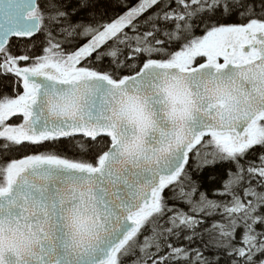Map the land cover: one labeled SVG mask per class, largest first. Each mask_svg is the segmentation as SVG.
Instances as JSON below:
<instances>
[{
  "label": "snow or ice",
  "instance_id": "obj_1",
  "mask_svg": "<svg viewBox=\"0 0 264 264\" xmlns=\"http://www.w3.org/2000/svg\"><path fill=\"white\" fill-rule=\"evenodd\" d=\"M0 264H264V0H0Z\"/></svg>",
  "mask_w": 264,
  "mask_h": 264
},
{
  "label": "trees",
  "instance_id": "obj_2",
  "mask_svg": "<svg viewBox=\"0 0 264 264\" xmlns=\"http://www.w3.org/2000/svg\"><path fill=\"white\" fill-rule=\"evenodd\" d=\"M137 2V0H127V3L129 5H134ZM121 11H123L124 9H120Z\"/></svg>",
  "mask_w": 264,
  "mask_h": 264
}]
</instances>
